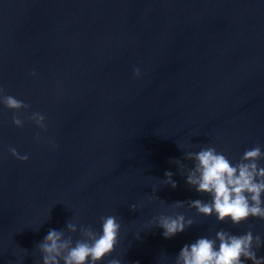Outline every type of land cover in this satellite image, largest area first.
<instances>
[{"label": "water", "instance_id": "1", "mask_svg": "<svg viewBox=\"0 0 264 264\" xmlns=\"http://www.w3.org/2000/svg\"><path fill=\"white\" fill-rule=\"evenodd\" d=\"M0 87L30 106L0 103V264H43L49 229L100 231L107 215L119 242L98 264H175L220 229L260 235L264 256V220L174 207L211 199L186 183L185 153L264 151V0H0ZM161 214L193 223L165 238Z\"/></svg>", "mask_w": 264, "mask_h": 264}, {"label": "clouds", "instance_id": "2", "mask_svg": "<svg viewBox=\"0 0 264 264\" xmlns=\"http://www.w3.org/2000/svg\"><path fill=\"white\" fill-rule=\"evenodd\" d=\"M135 73L139 75V69H135ZM0 103L15 112L30 107L22 100L6 95L3 87H0ZM29 119L40 128H46L45 117L41 113H32ZM12 122L18 127L24 123L16 114ZM9 151L20 160L28 159L26 154L20 155L14 147ZM185 159L194 162L188 170L186 183L194 186L199 193H207L211 199L207 202L201 199L175 201L174 207H183L187 203L199 214L215 215L221 222L230 219L233 224H240L249 217L264 220V167L259 164L264 159V151L259 145L246 149L235 164L214 146L202 147L198 152L189 151L185 153ZM172 161L184 167L180 160ZM164 177L165 184L173 188L177 186L171 171H165ZM137 207L136 204L130 205L132 211H136ZM100 220V231L91 225L81 224L78 227L69 221L64 229H49L36 245L42 254L43 264H98L110 256L119 242L121 223L115 215L101 216ZM151 222L163 229L165 238L185 231L193 223L191 219L186 220L183 214H161L153 217ZM77 232L79 238L74 240L72 234ZM261 246L260 235L254 236L251 230L237 235L220 229L214 238L199 237L185 244L176 255L175 264H247V261L264 264V256H257ZM107 264H121V261L112 258L107 260Z\"/></svg>", "mask_w": 264, "mask_h": 264}]
</instances>
